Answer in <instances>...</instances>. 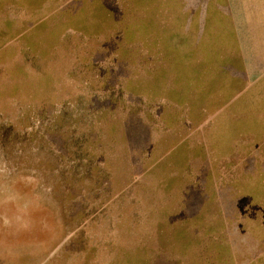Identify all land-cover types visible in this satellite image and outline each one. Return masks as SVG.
<instances>
[{"label":"rangeland","instance_id":"rangeland-1","mask_svg":"<svg viewBox=\"0 0 264 264\" xmlns=\"http://www.w3.org/2000/svg\"><path fill=\"white\" fill-rule=\"evenodd\" d=\"M141 1L0 0V264H264V0Z\"/></svg>","mask_w":264,"mask_h":264},{"label":"crops","instance_id":"crops-1","mask_svg":"<svg viewBox=\"0 0 264 264\" xmlns=\"http://www.w3.org/2000/svg\"><path fill=\"white\" fill-rule=\"evenodd\" d=\"M86 1V3L87 4H90V5H92V7H94V8H96L97 7V2H98V0H85ZM141 1V0H140ZM81 2H83V1H81ZM141 2H143V1H141ZM101 3V2H100ZM82 3H81V5L80 6H77V8H74V15L76 16V15H78V17L79 18H81V19H83V20H85V18L84 17H82V13H83V11H78L80 8H82ZM129 12H131V9L127 12V13H129ZM133 13L131 14V17H132V21L133 22H143L144 20V18H146V17H143V18H140V15L139 14H141V12L143 13V11H132ZM136 12H140V13H136ZM142 15V14H141ZM147 16V18H146V20L147 21H149V23L150 24H152V18H149V16L148 15H146ZM229 16H230V13H229ZM90 19V18H89ZM233 19V13H232V17H230V20H232ZM154 21V20H153ZM193 25H195L194 23H192ZM235 25V24H234ZM102 26H101V24H99L98 22H97V20L96 21H94V22H91V24L89 23H87V20H86V22H83V23H81V22H79V25L77 26V28H79V29H81V30H84V31H89V30H97V29H100ZM152 28H153V30H154V27L152 26ZM128 29H134V27H132V26H130L129 24H127V26H126V24L124 25V31L126 30H128ZM125 31V32H126ZM128 31H130V30H128ZM133 31V30H132ZM122 39H126V38H122ZM133 41V40H132ZM132 41H130V40H128V39H126L125 40V42H124V44H126V45H129Z\"/></svg>","mask_w":264,"mask_h":264}]
</instances>
